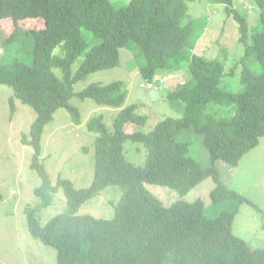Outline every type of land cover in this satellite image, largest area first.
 <instances>
[{
    "label": "trees",
    "instance_id": "16d2710c",
    "mask_svg": "<svg viewBox=\"0 0 264 264\" xmlns=\"http://www.w3.org/2000/svg\"><path fill=\"white\" fill-rule=\"evenodd\" d=\"M206 1L223 5L237 23L243 53L230 69L225 58L194 53L202 24L190 17L185 0H130L121 8L111 0H0V33L3 20L11 19L15 28L4 40L0 36V44L17 48L18 36H23L20 40L29 49V55L21 57L18 47L16 58L7 64L0 60V86L13 90L12 110L18 99L37 115L30 134L21 140L33 149L31 168L42 181L36 190L39 205L25 209L28 229L34 239L56 250V264H264V248L254 249L234 235V219L248 200L223 184L216 166L218 160L238 165L264 137V0H251L260 11L253 28L235 0ZM83 29L100 43L90 45ZM133 44L144 57L139 68L144 81L153 83L162 72L181 70L173 69L184 58L192 76L188 84L165 94L170 106H181L183 116L164 118L149 131L144 130L148 116L141 115L137 105H127L124 82L92 84L74 92V85L87 76L119 67L121 51ZM82 55L79 70L72 74L73 63ZM239 64L243 88L234 92L230 82ZM74 97L117 110L112 132L102 115L85 124L97 136L95 175L86 189L62 178L53 184L40 162L45 127L59 109L82 125L78 109L70 103ZM187 129L203 136L209 166L185 159L190 144L179 136ZM127 141L146 150L144 166L128 161ZM208 178L215 184L210 193L213 207L230 203L214 217L206 214L201 199L184 200ZM148 185L170 188L180 199L164 205ZM112 186L124 192L113 218L80 214L83 205ZM60 189L66 210L43 225L40 213Z\"/></svg>",
    "mask_w": 264,
    "mask_h": 264
},
{
    "label": "rangeland",
    "instance_id": "374dc122",
    "mask_svg": "<svg viewBox=\"0 0 264 264\" xmlns=\"http://www.w3.org/2000/svg\"><path fill=\"white\" fill-rule=\"evenodd\" d=\"M111 1L119 8L130 2V0ZM185 2L188 5L190 17L202 24L200 28L202 34H200L194 53L205 55L208 58H225L228 69L232 68L243 53V46L238 42V26L235 20L226 15L223 5H212L206 0H185ZM234 5L248 16L252 28L259 24L260 11L251 0H235ZM8 20L11 19L3 20L1 41L5 39V34L9 36L15 29L12 21ZM21 24L25 29L29 26L24 22ZM82 32L90 45L100 43L101 40L95 38L91 31L83 29ZM18 38L23 40V36H18ZM20 39H18L20 44L17 42V48L10 44H0L4 51L2 56L6 57L3 60L5 64L16 58L18 47L22 53L21 57L29 55V49L24 48ZM130 48L121 51L119 67L96 72L77 82L74 85L75 94L83 92L92 84L106 85L124 82L129 91L127 105H137L139 113L149 118L144 127L145 131H149L164 118H181L183 116L180 111L181 106L174 108L170 106L165 94L191 81L192 76L187 68L188 59L184 58L179 62L180 67L173 69L175 71L181 69L175 72L176 74L183 73L181 77L169 79L165 87L158 85V81L161 77L166 76L168 79L170 76L162 72L161 76L156 77L154 88L160 94V98L153 100L154 89L142 87V84L149 85L143 80L139 71L144 64V57L136 45L133 44ZM83 59L84 55L78 57L73 63L72 74L79 70ZM172 64L174 65L175 62L173 61ZM241 69L242 66L239 64L237 76L230 82V87L234 92H240L243 88L238 78ZM56 71L59 75L61 74L59 70ZM12 97L13 90L7 85H1L0 264H56V250L43 245L31 236L25 214V209L35 208L40 202L36 190L41 188L42 181L37 172L31 168L34 151L23 145L21 141L23 135L30 134L31 126L37 115L30 106L18 99H14L15 107L12 110L10 103ZM70 103L78 109L83 124L76 127L77 125L71 121V114L66 109H59L53 122L45 127L40 162L53 184L62 178L71 180L77 189H86L91 186L95 175L96 147L94 144L97 136L89 132L85 124L91 118L102 115L108 131L112 132L117 110L100 107L91 99L80 100L74 97ZM179 137L181 141H187L190 144V151L185 159L198 161L204 167L211 164L209 155L203 147L202 135L187 129ZM124 146L128 161L138 166L145 165L146 150L143 146L131 141H127ZM216 166L223 184L247 198L249 202H244L240 206L239 213L234 219V235L254 249L264 248V137L260 139L256 148L242 158L238 165L233 166L223 160H218ZM214 186L213 180L208 178L191 190L184 200L193 202L201 199L206 206L208 216L219 215L229 207L230 203H221L213 207L210 193ZM147 187L164 205H171L180 199L179 195L170 188L158 185ZM123 194L124 192L119 187H108L99 196L83 205L80 214L111 219L115 215L116 208L121 204ZM66 206L65 193L60 189L54 195L52 205L41 211V223L46 225L52 218L63 213Z\"/></svg>",
    "mask_w": 264,
    "mask_h": 264
},
{
    "label": "clouds",
    "instance_id": "9594fccd",
    "mask_svg": "<svg viewBox=\"0 0 264 264\" xmlns=\"http://www.w3.org/2000/svg\"><path fill=\"white\" fill-rule=\"evenodd\" d=\"M4 54V51L1 49V47H0V60H3L2 58L4 57V56H2L3 54ZM168 75V74H167ZM171 75H173V74H171ZM170 76V75H169ZM171 77V76H170ZM168 80H169V78L167 79V77L166 76H164V77H161L160 78V80L158 81L159 82V84L158 85H160V86H162V87H164L165 86V84H167L168 83ZM171 80V79H170ZM155 82V81H154ZM152 83V82H148L149 83V85L148 86H146L148 89H155L154 87H155V83ZM151 86V88H149ZM157 92V91H156ZM158 93V92H157Z\"/></svg>",
    "mask_w": 264,
    "mask_h": 264
},
{
    "label": "crops",
    "instance_id": "0c3cea01",
    "mask_svg": "<svg viewBox=\"0 0 264 264\" xmlns=\"http://www.w3.org/2000/svg\"><path fill=\"white\" fill-rule=\"evenodd\" d=\"M2 49V48H1ZM3 50V49H2ZM6 57H5V55H4V57L2 58L3 60L5 59ZM181 73V72H180ZM176 73H174V75H170L171 77L169 78V79H172L173 80V78H179V77H181V75L183 74H176ZM179 75V76H178ZM187 78V77H186ZM186 80V79H185ZM165 87V86H164ZM165 89H167V88H165ZM164 94H165V92H164ZM160 95V94H159ZM160 97V96H159ZM158 98V97H157ZM56 115V114H55ZM73 123V122H72ZM83 124V123H82ZM76 127H78V126H76Z\"/></svg>",
    "mask_w": 264,
    "mask_h": 264
},
{
    "label": "water",
    "instance_id": "95a60500",
    "mask_svg": "<svg viewBox=\"0 0 264 264\" xmlns=\"http://www.w3.org/2000/svg\"><path fill=\"white\" fill-rule=\"evenodd\" d=\"M157 96V93L155 91L152 92V99L154 100Z\"/></svg>",
    "mask_w": 264,
    "mask_h": 264
},
{
    "label": "built area",
    "instance_id": "2783aa9c",
    "mask_svg": "<svg viewBox=\"0 0 264 264\" xmlns=\"http://www.w3.org/2000/svg\"><path fill=\"white\" fill-rule=\"evenodd\" d=\"M149 88H151V86Z\"/></svg>",
    "mask_w": 264,
    "mask_h": 264
}]
</instances>
